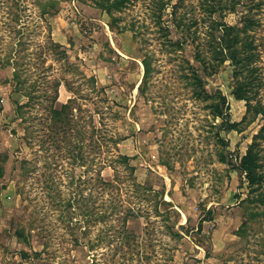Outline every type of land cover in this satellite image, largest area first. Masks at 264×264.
<instances>
[{"label":"rangeland","instance_id":"1","mask_svg":"<svg viewBox=\"0 0 264 264\" xmlns=\"http://www.w3.org/2000/svg\"><path fill=\"white\" fill-rule=\"evenodd\" d=\"M247 17L258 57L212 70ZM263 109L264 0H0V264H264Z\"/></svg>","mask_w":264,"mask_h":264},{"label":"trees","instance_id":"2","mask_svg":"<svg viewBox=\"0 0 264 264\" xmlns=\"http://www.w3.org/2000/svg\"><path fill=\"white\" fill-rule=\"evenodd\" d=\"M252 1L253 0H249V2ZM122 2L123 0H119V3ZM247 18V23H244L242 27H239L237 25H229L225 22H218L209 27L211 39L208 42L210 44V47L212 48L214 59H216V62H213L211 64L212 70L215 71L221 63L227 60L233 66V74L235 76L241 72V68H248L252 64V62L255 61L254 58L258 57V52L254 50L255 46L253 45V40L248 33V31L252 29L250 28V18ZM195 58L200 63L204 62V59L200 57V53L198 51L195 54ZM142 62L145 66L146 71L147 63L144 59ZM254 69L255 67L250 68L251 71H253ZM204 70H206L205 66ZM193 77L196 81L197 86L202 85V80L198 74L197 69H193ZM248 79V76H244V81L239 82L238 87L234 88L232 92L237 99H244L247 104H249V96L246 93L245 87L249 84ZM92 82L94 84V77H92ZM220 99L221 101L218 106L222 107V105H224L225 103V97L220 95ZM13 103L15 105L14 112L16 113V116H18L20 110L22 109V106H24L26 102L21 103L14 100ZM66 106L67 103L66 105H61L59 111L52 107L54 110V116L51 117L50 122H56L57 116L62 115L63 113L66 117ZM62 108L64 109V112L62 111ZM218 115L221 117L224 115L221 108L219 109ZM244 118L245 115L243 116L241 122ZM225 123H227L228 130L236 128V126L238 125V123L231 121L230 118L228 119V117H226ZM262 130H264V124L262 125L260 130V134L264 135V132ZM255 145V141L248 145L245 153L240 157L239 163L236 166V168L240 170V172L244 173V176L250 185L257 182L259 178H261V173L257 170V168L259 167V164L257 163L258 149L254 148ZM15 234L19 237L24 236L23 230L21 228L16 229ZM20 255L27 256L25 251H21ZM34 255L37 256L38 253L34 252Z\"/></svg>","mask_w":264,"mask_h":264}]
</instances>
